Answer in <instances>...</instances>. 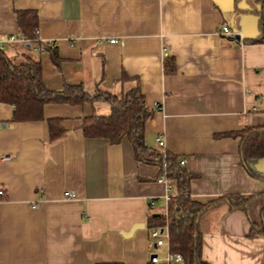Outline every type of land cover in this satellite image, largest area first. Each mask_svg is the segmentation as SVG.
<instances>
[{
    "label": "crops",
    "instance_id": "1",
    "mask_svg": "<svg viewBox=\"0 0 264 264\" xmlns=\"http://www.w3.org/2000/svg\"><path fill=\"white\" fill-rule=\"evenodd\" d=\"M260 8L257 0H0L1 38L23 34L18 12L32 10L40 40L55 48L14 41L7 56L39 60L51 91L80 84L92 96L45 103L42 119L19 122L0 102V264H151L149 216L166 214L176 182H159L164 163L137 160L128 137L111 144L81 131L86 116L110 114L133 87L153 111L149 153L163 160V136L166 154L186 160L194 199L249 197L244 208L221 202L201 213L203 259L264 264V233L251 235L253 222L264 226V156L243 161L240 143L246 128H264V40L248 41L260 32ZM54 118L66 130L55 140ZM136 224L144 227L125 236Z\"/></svg>",
    "mask_w": 264,
    "mask_h": 264
},
{
    "label": "trees",
    "instance_id": "2",
    "mask_svg": "<svg viewBox=\"0 0 264 264\" xmlns=\"http://www.w3.org/2000/svg\"><path fill=\"white\" fill-rule=\"evenodd\" d=\"M261 5L259 14V34L249 42L264 40V0H257ZM19 26L28 37L35 36L38 25V14L32 10L18 12ZM44 47L50 51L55 48ZM53 59L58 60L56 52ZM174 66H167L166 72L173 71ZM92 96L83 90L82 85L68 84L62 90H49L42 77V63L31 58L17 62L0 49V102L11 104L13 121L40 120L44 117V104L49 102L82 103L91 100ZM112 112L108 115L92 114L84 118L81 131L87 137H103L109 143H118L128 137L134 147V157L140 161L159 163L166 160V174L176 182L177 193L169 197L166 214L161 212L149 216V226L167 225L169 246L172 252L183 255L179 264H210L202 256V233L199 231V219L203 211L221 202H228L231 208H244L249 197L230 194L209 202H199L191 196L189 188L192 175L180 165L174 155H167L163 161L160 155H151L145 145V123L151 118L153 111L144 103L141 88L133 87L117 100L113 101ZM51 138L64 135L65 127L61 119H48ZM241 157L245 161L249 157L264 156V128H246L242 131ZM264 233V226L259 228L253 222L252 234ZM109 264V263H101ZM119 264V263H115ZM151 264H154L151 262ZM162 264V263H158Z\"/></svg>",
    "mask_w": 264,
    "mask_h": 264
},
{
    "label": "built area",
    "instance_id": "3",
    "mask_svg": "<svg viewBox=\"0 0 264 264\" xmlns=\"http://www.w3.org/2000/svg\"><path fill=\"white\" fill-rule=\"evenodd\" d=\"M224 34H232L231 29L227 26L224 25L223 26V31ZM35 36L33 38L28 37L26 34H21L20 36L17 34H10L8 35V37L6 38H1L0 37V49H5L9 46V44L11 42L14 41H21L22 43H24L27 47H32L35 46V48L37 49H41L44 50V44L43 42L40 40L39 34H38V30L34 31ZM233 35V34H232ZM116 42V39H109V43H114ZM157 141V145H159L160 148H162L163 150V159L165 160L167 157V154L164 150L165 147V140L163 138V136L158 135L156 138ZM186 162L185 159H182L180 161L181 165H184ZM166 160L164 163V171H163V175L158 177V181L162 182L164 184H166V186L170 189V182H169V177L166 174ZM4 189L0 188V197H2L4 195ZM65 196L67 198H71L75 196V193L73 191H66L65 192ZM170 196H166V200L168 201ZM150 207L154 206V201L151 200L150 202ZM150 238H149V247H151V252L149 254L150 260L152 263L154 264H158V263H162V264H179L183 261V255H181L180 252L174 251L172 252L170 250V246H169V232H168V227L167 225H158L155 227H151L150 230ZM162 247H166V253L164 254V256H161L159 249Z\"/></svg>",
    "mask_w": 264,
    "mask_h": 264
},
{
    "label": "water",
    "instance_id": "4",
    "mask_svg": "<svg viewBox=\"0 0 264 264\" xmlns=\"http://www.w3.org/2000/svg\"><path fill=\"white\" fill-rule=\"evenodd\" d=\"M235 38L237 40H239L240 36H235ZM139 227H144V224H136L135 226H133V228L130 230V232L128 234H125V236H130L132 234V232L136 229V228H139Z\"/></svg>",
    "mask_w": 264,
    "mask_h": 264
},
{
    "label": "rangeland",
    "instance_id": "5",
    "mask_svg": "<svg viewBox=\"0 0 264 264\" xmlns=\"http://www.w3.org/2000/svg\"><path fill=\"white\" fill-rule=\"evenodd\" d=\"M31 48H33V47H31ZM33 50H35V48H33ZM166 250H167L166 247H162V248L159 249V252H160L161 256H164V254L166 253Z\"/></svg>",
    "mask_w": 264,
    "mask_h": 264
}]
</instances>
